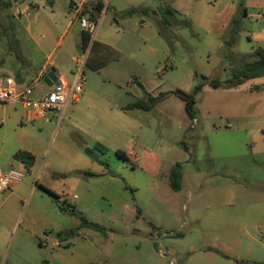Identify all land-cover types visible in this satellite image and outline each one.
Instances as JSON below:
<instances>
[{
  "label": "rangeland",
  "instance_id": "obj_1",
  "mask_svg": "<svg viewBox=\"0 0 264 264\" xmlns=\"http://www.w3.org/2000/svg\"><path fill=\"white\" fill-rule=\"evenodd\" d=\"M18 2L0 0V78L48 92L41 54L32 70L14 43L20 25L47 42L58 79L73 84L80 68L66 54L83 50L79 19L66 30L71 0H53L52 12L47 0H24L39 5L37 23L32 10L19 14ZM263 8L264 0H105L83 92L66 115L0 105V172L22 176L0 193V264H214L223 249L203 256L201 244L215 237L241 264L264 260L254 245L246 252L242 235L245 228L264 241V77L224 85L264 49ZM213 79L223 87L211 88ZM136 82L151 95L200 86L195 120L174 95L149 112L127 109L145 100ZM127 149L137 161L116 155ZM22 151L34 155L30 172L13 159ZM175 164L178 190L169 178ZM82 219L103 229L81 227Z\"/></svg>",
  "mask_w": 264,
  "mask_h": 264
},
{
  "label": "crops",
  "instance_id": "obj_2",
  "mask_svg": "<svg viewBox=\"0 0 264 264\" xmlns=\"http://www.w3.org/2000/svg\"><path fill=\"white\" fill-rule=\"evenodd\" d=\"M17 2L21 4V6H19V7H21L22 10L29 9V6L25 5L24 0H16V3ZM97 2H100L103 4V10L100 12V14H98L96 11L93 10V6ZM47 4H49L51 12H52V9L54 7L53 0H47ZM39 8L40 7L38 4H33L32 9H29L35 13L34 23H37V21L40 17V14L38 15ZM67 8L72 13V18L68 21V23L66 25V30H68L72 27V25L74 24L73 21H75L77 19L80 20L82 17H86L85 19L97 20V22H98L99 17L101 16V14L105 10V0H81L79 5H77L73 0H71L69 5L67 6ZM75 8H77V10H75ZM115 12L116 11H114V13ZM91 14L92 15L94 14L96 16L94 18H90ZM18 28H19V31L17 30V34L15 36L14 43L18 46L22 58L24 60H26V62L32 68V70H33V59L35 57L34 55L36 52H38L39 54H41V57H42V61L37 66V68L39 70L38 71L39 76L45 74L47 71L49 72L51 69L50 67H54V69L56 70V75H57V77H59L61 74L58 72L57 68L55 67L56 62H54L50 59L51 54L45 55L44 47L47 46V42L46 41H43V42L34 41L32 38V32H31L30 28L23 30V28L20 25H18ZM82 32H85V31L82 30L81 33ZM253 39H254V37H253ZM255 39L261 40L262 37H261V35L256 36ZM75 42H77V41L74 38V43ZM98 44L105 45V44L100 43V42H98ZM105 46H107V45H105ZM66 58L70 59L73 63L76 64V60H77L76 50H71V51L67 52ZM62 77H64V76H62ZM256 79H258V78H256ZM136 84L138 86L140 85L142 87L141 90L143 91L145 98H146V94H149L152 97H157L160 93H166V92H159L157 95H151L150 93L146 92L144 87L139 82H136ZM261 92L264 93V89H262ZM169 95H172V94H169ZM169 95H167L164 98H161L151 110H153L161 102L165 101V99ZM196 102H197V100H196ZM128 107H127V109H128ZM136 110H138V109H136ZM151 110H149V111H151ZM141 111H143V110H141ZM149 111H145V112H149ZM123 152L126 154V156L128 157V159L131 162L138 160L137 153L135 151H133L132 149H130V150L127 149L126 151H123ZM135 157H136V159H135ZM220 208L221 207H218L217 209H220ZM196 221L199 222L200 219H197ZM244 233H245V236L248 240V243L246 244V249H245L246 252H248L250 250V247L252 245H254V248L257 251L264 250V241H262L261 239L258 238V236L256 235V231H254V233H249L244 228V231H242V235ZM201 245L203 246V251H201V252H203L202 253L203 256L215 253L217 249H220L219 247H221L223 249V251H224L223 255H221V257H218V258H220V261H217V260H215V258H212V260L216 261V263H214V264H241L243 262V261H241L240 254H235V252L232 250V248L226 244V241L220 237H215L209 243H202ZM190 251L192 252L191 256H194L193 254H197L196 252L193 251V247L190 249ZM190 258L191 257H189L188 260H190ZM246 264H264V260H261V259L260 260H254V258H253V260H251V262H247Z\"/></svg>",
  "mask_w": 264,
  "mask_h": 264
},
{
  "label": "built area",
  "instance_id": "obj_3",
  "mask_svg": "<svg viewBox=\"0 0 264 264\" xmlns=\"http://www.w3.org/2000/svg\"><path fill=\"white\" fill-rule=\"evenodd\" d=\"M77 10V8H75ZM19 14L29 15V9H20ZM262 15L264 16V8ZM80 27L83 31L93 34L96 29L97 20L81 18L79 20ZM87 57V52L83 51V55L77 57L76 65L80 68L76 74L73 84L60 81L58 77L51 87H48L46 93H35L33 86H23L17 82L12 76L0 78V105L2 104H20L29 114L36 117L44 118L49 114H53L58 119H62L69 108L73 106L79 96L83 92L85 79L82 77V66ZM22 180V176L16 172L2 173L0 172V193L11 190ZM51 239L46 237L40 243L45 247ZM52 244L57 246L58 243L52 240Z\"/></svg>",
  "mask_w": 264,
  "mask_h": 264
},
{
  "label": "trees",
  "instance_id": "obj_4",
  "mask_svg": "<svg viewBox=\"0 0 264 264\" xmlns=\"http://www.w3.org/2000/svg\"><path fill=\"white\" fill-rule=\"evenodd\" d=\"M3 6L9 7L10 4L5 3V4H3ZM93 10L96 11L98 14H100V12L103 10V4L100 2H97L93 6ZM140 12L143 14H146V15L148 14L147 10H141ZM174 12H176V11L171 9V8H169L167 10L168 14L169 13L172 14ZM134 13H136V11L131 10V11L127 12L126 15L130 16ZM95 16L96 15L91 14L90 18H94ZM185 23L187 24V22H185ZM90 40H91V35L89 33H87V32L81 33L80 44H81V49L83 51L87 50V48L90 44ZM93 44H96V42L94 41ZM93 44H92V46H93ZM101 46H105V45H101ZM106 47H108V46H106ZM91 50H93V49H91ZM252 56H253L254 60L247 62V63L243 64L242 66H240L239 68L234 69L232 71L231 78L228 79L224 84L225 86L228 85L226 88L237 87V86L241 85L246 80H252V79L264 77V49L261 47L257 48L253 52ZM48 74H50V71L48 72ZM210 87L213 89H218V88L223 87V83L220 82L219 80L213 79L210 81ZM140 88L142 89L141 86H140ZM200 90H201V87L199 86V87L195 88V90L191 94H188L182 90H175V91H172L169 93L168 92L160 93L157 97H152L149 94H146L145 100L138 101V102L130 105L128 108L129 109H138V110H143V111H149L157 104V102L161 98H164L169 94H172L174 96L179 97L182 100V102H184V109H185L186 115L190 120L193 121V120H195V116H196V111L194 108V106L196 104V96L200 92ZM116 155L119 156V158H121V160H123L125 162H129L128 157L126 156V154L123 151H116ZM13 159L21 162L28 172L31 171V168L34 165V160H35L34 155L30 152H27V151H22V152L16 153L13 156ZM169 178H170V186L172 187V189L178 190L179 189L178 182L182 178L181 166L179 164H175L174 167L171 168ZM42 189L44 191L48 192L49 194L54 195V193L51 192L50 190H48L46 188H42ZM80 226L81 227H87L90 229H94L96 231H101L103 229L99 225L88 222L85 219L81 220ZM39 245H40V243H39Z\"/></svg>",
  "mask_w": 264,
  "mask_h": 264
},
{
  "label": "water",
  "instance_id": "obj_5",
  "mask_svg": "<svg viewBox=\"0 0 264 264\" xmlns=\"http://www.w3.org/2000/svg\"><path fill=\"white\" fill-rule=\"evenodd\" d=\"M57 75H56V70L54 68L50 69V74L47 75V77L44 78L43 83L51 87L52 84L56 81Z\"/></svg>",
  "mask_w": 264,
  "mask_h": 264
}]
</instances>
